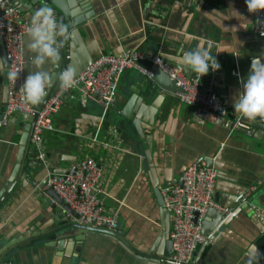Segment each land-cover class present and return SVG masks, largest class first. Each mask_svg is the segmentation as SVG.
Wrapping results in <instances>:
<instances>
[{"label": "crops", "instance_id": "1", "mask_svg": "<svg viewBox=\"0 0 264 264\" xmlns=\"http://www.w3.org/2000/svg\"><path fill=\"white\" fill-rule=\"evenodd\" d=\"M18 1L22 16L30 19L38 6ZM71 1L80 16L86 11L92 16L61 39L68 48L65 56L55 66L45 65L55 75L43 98L63 68L77 73L103 49L121 54L123 47L133 45L129 49L160 51L185 75L195 76L175 57L201 42L212 46L213 55L217 48L225 50L216 54L220 68L202 76V90L214 91L233 106L250 60L264 58V44L253 31L257 10L248 12L244 0ZM32 55L25 47L24 78L35 70ZM146 62L140 66L147 68ZM141 75L136 67L122 73L116 103L105 116L96 96L82 100L84 88L64 93L54 129L43 134L46 161L34 166L30 161L29 170L25 164L34 156L30 116L16 113L0 127V264H170L162 255L172 248L164 230L171 217L158 203L154 185L175 183L190 164L206 157L221 172L213 194L220 205L233 207L250 189L256 192L257 206L236 204L221 226L206 214L201 231L208 238L196 248L192 264H246V250L253 243L259 256L253 264H264V225L255 212L256 207L264 209L263 130L236 126L232 114L199 122L195 108L179 98L145 97L138 87ZM6 100L7 69L0 58V120ZM99 126L102 137L109 129L117 131L108 151L90 139ZM86 154L101 164V198L109 211L118 213L120 238L86 225L55 226L50 195L33 186V179L41 183L48 172H64Z\"/></svg>", "mask_w": 264, "mask_h": 264}, {"label": "built area", "instance_id": "2", "mask_svg": "<svg viewBox=\"0 0 264 264\" xmlns=\"http://www.w3.org/2000/svg\"><path fill=\"white\" fill-rule=\"evenodd\" d=\"M57 18L54 7H50ZM30 19L22 16L19 8L13 6L8 0H0V32L6 48L9 68L7 73L17 71L15 81L7 78V100L4 107L3 119L0 127L4 126L8 117L23 113L35 116L31 131V143L34 156L31 165L45 163V150L42 142L45 131L54 129L53 117L62 105V96L76 88H84L85 96H96L105 116L108 110L115 105L117 89L122 73L128 68H139L145 76L151 77L155 68L159 67L167 72L171 79L176 80L182 91L177 92L181 102L193 106L196 120L204 122L212 115L226 117L233 115L235 125L244 126L245 120L239 112H235L232 105L219 98L214 91L202 90V76L195 75L188 78L184 70L166 60L162 52L148 53L140 49L124 50L121 54L113 52L102 53L89 66L75 73L76 83L73 87L65 89L61 84L58 91L51 94L39 109L24 99L21 84L24 80L25 47L24 38ZM254 33L261 38L264 44V9L257 10L253 26ZM148 61L151 68H142L141 62ZM260 62L264 58L256 57L250 60ZM68 69L67 67L63 70ZM264 120V119H262ZM98 129L90 137L93 145L105 151L112 149V139H117L116 129H109L104 137ZM221 172L216 167H206L204 161L190 164L181 174L182 184L173 183L160 187L164 207L171 214L170 240L173 254L168 258L170 264H192L196 248L207 241L201 229L210 208L219 210L224 214H231L235 208L220 205L213 197L215 184ZM102 167L98 159L92 154H86L80 161L71 164L64 172H48L45 180L39 182L32 180L33 186L44 191L53 189L58 196L67 203L76 215L71 221L81 225L100 228L106 225L108 229L118 226L119 217L116 211H109L101 198ZM28 173V178H32ZM258 218L264 225V209L255 208Z\"/></svg>", "mask_w": 264, "mask_h": 264}, {"label": "clouds", "instance_id": "3", "mask_svg": "<svg viewBox=\"0 0 264 264\" xmlns=\"http://www.w3.org/2000/svg\"><path fill=\"white\" fill-rule=\"evenodd\" d=\"M248 12L264 9V0H244ZM69 35L66 26L59 22L51 8L40 6L30 13V24L26 29V49L34 54L30 57V64L34 71H30L24 78L21 87L26 102L35 105L46 95L47 89L53 83L54 72L45 65L55 66L60 58L58 47L59 39ZM211 45L205 46L198 42L190 50L181 49L175 60L180 65L195 73L199 78L220 68L216 54L225 51L217 48L215 55L212 54ZM17 71L10 70L7 73L9 81H15ZM56 79L65 88L75 85V73L72 69L62 70ZM235 112H239L248 121L257 118L264 119V61H252L246 77L242 80L241 89L233 104ZM256 244L253 243L246 250V264L258 261Z\"/></svg>", "mask_w": 264, "mask_h": 264}, {"label": "water", "instance_id": "4", "mask_svg": "<svg viewBox=\"0 0 264 264\" xmlns=\"http://www.w3.org/2000/svg\"><path fill=\"white\" fill-rule=\"evenodd\" d=\"M13 6L21 9L20 7V2L18 0H8ZM22 1V0H21ZM31 2V4H33L34 6H47V7H54L57 13V19L59 22L63 23L66 26L67 32L73 31L75 27H78L82 20L84 21V19L89 18L92 16V12H84L83 16L79 15V9H74L75 7L72 5V1L71 0H29ZM89 7V6H87ZM35 9V8H34ZM75 10L76 12H73L72 10ZM207 29V28H206ZM207 33H209L208 29L206 30ZM74 36H75V32H74ZM0 38H2V34L0 32ZM74 40V39H73ZM60 42V56L64 57L66 51L68 50V48H66V41L64 40H59ZM67 45L69 46V42H67ZM72 47V45H71ZM129 48H134L133 45L128 46V47H123L122 51L124 50H129ZM104 50V49H103ZM103 50L101 51V53H104ZM116 53V52H113ZM120 53V52H118ZM116 53V54H118ZM0 58L2 59V62L4 63V67L6 69L9 68V62L7 61V55H6V48L5 45L3 43V40L0 39ZM94 60H96V58H92L90 62H86L83 65L84 67L89 66ZM166 60L170 63H172L173 65H177L176 62H173L170 58L166 57ZM147 64V69L151 68V63L150 62H146ZM178 66V65H177ZM82 68V69H83ZM56 69V68H55ZM81 69V70H82ZM186 76L188 78H192L194 77L193 74H189L188 72H186ZM139 89L142 91L145 95V97H152L155 96L157 97L159 94L164 95L165 97H170V98H179L178 95L176 94L179 91H182L181 86L177 85L176 80H173L170 78L169 74L165 71H163L161 68L157 67L153 70L152 72V76L148 77L145 75H141V79H140V83L138 84ZM60 88V83L57 80V82H55L53 88L50 90V92L47 94V96L45 98H43L42 101H40L39 103L33 105L34 109H39L41 107V105L49 98V96L53 93H55L56 91H58ZM220 98V96H218ZM45 100V101H44ZM44 101V102H43ZM43 102V103H42ZM169 108V107H168ZM31 120H32V124L34 123V119L35 116H30ZM214 118L219 119V118H225L222 116H216V115H212L208 118V120H213ZM244 124L247 125V130H251V127H256V128H260L261 130H263L264 132V120L257 118L255 121H248V120H243ZM33 126V125H32ZM244 127V126H242ZM31 137L29 139V143H30ZM149 140V139H148ZM148 140H146L145 144H144V149H145V154L147 156H149V148H150V143L148 142ZM28 143V144H29ZM32 157L27 159V162L25 164L26 166V170L30 169L31 166H28V163H30ZM204 162H205V166L206 167H215L214 162L211 158H203ZM178 184H182L181 180L176 181ZM175 182V183H176ZM161 182L157 183L154 185V193L155 196L157 198V201L159 204H163V197L161 194ZM48 194L51 197V202H50V208L52 209L53 212H55L57 214L56 216V220H54L55 226H60L63 224H71V225H75V226H83L79 223H73L70 222L71 220V216L72 215H76V213L74 212V210H72L70 208V206L65 203L59 196L58 194L53 190V189H49ZM256 194V192H252L250 191V189H247L245 191V193H243V195L241 197H239V199L233 203L234 206H236V204H240L243 208V205H246L245 207H250L251 205L257 206L255 204V200H254V195ZM233 206V207H234ZM213 208H210L207 211V216H212L215 217V225L220 224L219 226H221L222 224L225 223V220L223 219L224 213L216 210ZM168 215L171 217L170 212L167 210ZM91 228V227H89ZM101 231L103 232H107L108 234H111L112 236L118 237L120 238L121 235L123 234V232L118 229H108L106 225H103L99 228ZM170 229H171V220L168 222V224H166L164 230H165V235L170 234ZM206 229V228H205ZM91 230V229H89ZM204 232V231H203ZM173 254V247L167 251H165L163 253V257L165 258V261L167 262L168 258ZM158 255V254H157Z\"/></svg>", "mask_w": 264, "mask_h": 264}]
</instances>
